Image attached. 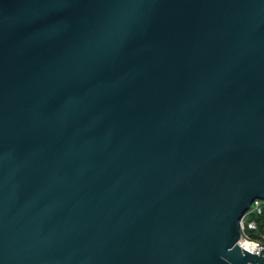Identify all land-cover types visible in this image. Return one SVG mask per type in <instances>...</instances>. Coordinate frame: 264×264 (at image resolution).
Segmentation results:
<instances>
[{"label": "water", "instance_id": "1", "mask_svg": "<svg viewBox=\"0 0 264 264\" xmlns=\"http://www.w3.org/2000/svg\"><path fill=\"white\" fill-rule=\"evenodd\" d=\"M264 0H0V264H264Z\"/></svg>", "mask_w": 264, "mask_h": 264}, {"label": "built area", "instance_id": "2", "mask_svg": "<svg viewBox=\"0 0 264 264\" xmlns=\"http://www.w3.org/2000/svg\"><path fill=\"white\" fill-rule=\"evenodd\" d=\"M261 201H254L249 207L248 211L244 214L240 220V240L238 242L239 246L246 250L247 252L259 255V252L263 250L262 255L264 258V234L260 236L259 239H251L247 233V229H254V223L249 222L248 218L253 215H259L262 212Z\"/></svg>", "mask_w": 264, "mask_h": 264}, {"label": "trees", "instance_id": "3", "mask_svg": "<svg viewBox=\"0 0 264 264\" xmlns=\"http://www.w3.org/2000/svg\"><path fill=\"white\" fill-rule=\"evenodd\" d=\"M261 207V214H253L248 218V221L253 222L255 226L254 229H247V233L251 239H259L260 236L264 234V202L262 203Z\"/></svg>", "mask_w": 264, "mask_h": 264}]
</instances>
